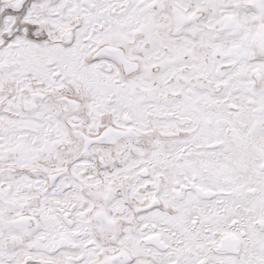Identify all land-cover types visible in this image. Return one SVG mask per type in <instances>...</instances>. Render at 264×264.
<instances>
[{
  "label": "snow or ice",
  "instance_id": "1",
  "mask_svg": "<svg viewBox=\"0 0 264 264\" xmlns=\"http://www.w3.org/2000/svg\"><path fill=\"white\" fill-rule=\"evenodd\" d=\"M0 264H264V0H0Z\"/></svg>",
  "mask_w": 264,
  "mask_h": 264
}]
</instances>
